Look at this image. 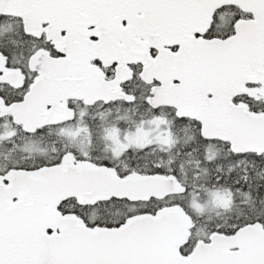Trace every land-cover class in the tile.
Returning a JSON list of instances; mask_svg holds the SVG:
<instances>
[{"label": "snow or ice", "instance_id": "1", "mask_svg": "<svg viewBox=\"0 0 264 264\" xmlns=\"http://www.w3.org/2000/svg\"><path fill=\"white\" fill-rule=\"evenodd\" d=\"M0 264H264V0H0Z\"/></svg>", "mask_w": 264, "mask_h": 264}]
</instances>
